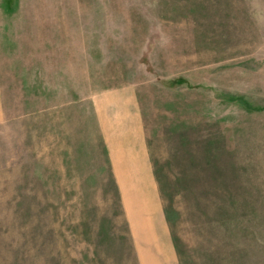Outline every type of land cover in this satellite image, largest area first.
Segmentation results:
<instances>
[{
	"label": "rangeland",
	"instance_id": "rangeland-1",
	"mask_svg": "<svg viewBox=\"0 0 264 264\" xmlns=\"http://www.w3.org/2000/svg\"><path fill=\"white\" fill-rule=\"evenodd\" d=\"M0 54V264H137L98 133L19 125L128 85L182 264H264V0H0Z\"/></svg>",
	"mask_w": 264,
	"mask_h": 264
},
{
	"label": "crops",
	"instance_id": "crops-1",
	"mask_svg": "<svg viewBox=\"0 0 264 264\" xmlns=\"http://www.w3.org/2000/svg\"><path fill=\"white\" fill-rule=\"evenodd\" d=\"M60 96L57 91L56 102L50 103L48 92L42 91L38 110H29L19 125L69 126L73 130L87 126L98 133L137 264H182L157 180L150 145L153 125L146 117L141 90L128 85L69 103ZM5 119L0 54V125Z\"/></svg>",
	"mask_w": 264,
	"mask_h": 264
}]
</instances>
